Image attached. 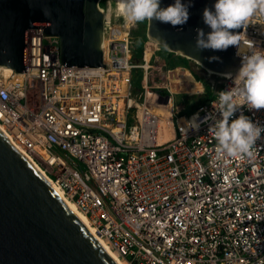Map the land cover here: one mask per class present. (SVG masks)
<instances>
[{"label":"built area","instance_id":"2783aa9c","mask_svg":"<svg viewBox=\"0 0 264 264\" xmlns=\"http://www.w3.org/2000/svg\"><path fill=\"white\" fill-rule=\"evenodd\" d=\"M110 4L101 7L107 68L64 66L56 36L27 30L25 71L0 73V125L128 264H264V133L252 157L225 159L211 130L242 63L228 78L203 70L218 77L206 78L213 98L180 112L173 94L186 92L173 88L174 69L159 82L147 75L163 68L153 64L161 47L145 35L136 53V24ZM246 34L264 50V18ZM241 112L264 126V109L244 105L233 119ZM196 113L209 117L198 131L186 124Z\"/></svg>","mask_w":264,"mask_h":264},{"label":"water","instance_id":"95a60500","mask_svg":"<svg viewBox=\"0 0 264 264\" xmlns=\"http://www.w3.org/2000/svg\"><path fill=\"white\" fill-rule=\"evenodd\" d=\"M100 0H0V73L25 71L26 32L56 36L64 66L107 68ZM175 0H160L165 8ZM187 2V0H182ZM183 26L145 22V35L202 70L229 77L242 63L236 47L195 48L196 29L211 31L203 10L216 0H191ZM47 10L48 14H45ZM241 31V29L235 30ZM220 57L209 62L208 58ZM0 264H117L56 189L0 129Z\"/></svg>","mask_w":264,"mask_h":264},{"label":"clouds","instance_id":"9594fccd","mask_svg":"<svg viewBox=\"0 0 264 264\" xmlns=\"http://www.w3.org/2000/svg\"><path fill=\"white\" fill-rule=\"evenodd\" d=\"M118 3L124 18L130 23L155 20L173 27L187 23L192 7L191 0H175L174 4L165 8L160 6V0H118ZM45 14H48L47 10ZM256 17L264 18V0H216L214 11L208 7L203 10V21L211 31L206 34L201 28L195 30L197 51H225L230 46L240 48L242 44L252 49L250 55L243 56L234 87L219 93L217 111L220 119L211 127L217 141L218 158L252 157L253 146L264 133V126L254 123L243 112L233 119L244 105L249 109H264V50L256 48L246 34L248 25ZM242 28L245 31H235ZM208 60L219 61L220 57L212 56ZM208 119L205 116L200 120L199 113H196L186 121L187 128L198 131L200 124ZM229 179L226 175L225 180Z\"/></svg>","mask_w":264,"mask_h":264},{"label":"rangeland","instance_id":"374dc122","mask_svg":"<svg viewBox=\"0 0 264 264\" xmlns=\"http://www.w3.org/2000/svg\"><path fill=\"white\" fill-rule=\"evenodd\" d=\"M111 4H110V11L112 9H114V3L116 0H108ZM136 24V23H135ZM136 28V26H135ZM144 39L141 38H137V43L140 44V46L142 45ZM159 47H161V50L157 53H155V55L159 58L155 63H153L155 66L158 65L161 60H164L163 55H162V46L159 45ZM164 50V49H163ZM190 67L191 69H193L194 71H196L197 74H199L201 76V78L205 81L206 78H209L211 80H213V83H215V81L218 83V77L215 75H209L207 76L206 73L200 69V67L198 65H196L194 62L190 61ZM170 69H174L171 73V82H172V86L174 89L178 90V88L183 87L186 89L187 93H193L196 91H202L205 88V84L204 81H195L191 76L190 73L187 69L181 68V67H173V66H166L165 60H164V65L163 68H155L154 70L152 69L151 71L148 70L147 75L148 78L150 76L154 77V81L159 82L160 80V76L162 75V73L166 70H170ZM170 73H168L169 75ZM140 76L141 74L138 73V75L136 76L135 80H134V84L136 86L139 85V80H140ZM178 79V81H181L180 84L177 86L176 84V80ZM189 94L186 93H179V94H173V99H174V105L176 107H180V105H183L182 109L180 112H186L187 107H188V103H190L191 99L186 98V96H191ZM186 95V96H185ZM40 167V166H39ZM41 169V167H40ZM50 176V175H48ZM127 263V262H126ZM128 264V263H127Z\"/></svg>","mask_w":264,"mask_h":264},{"label":"trees","instance_id":"16d2710c","mask_svg":"<svg viewBox=\"0 0 264 264\" xmlns=\"http://www.w3.org/2000/svg\"><path fill=\"white\" fill-rule=\"evenodd\" d=\"M104 3V0H100L98 3L99 7H102ZM145 22H140L136 23V28L132 30V35L137 36V38L145 39ZM137 51H139L140 44L135 42ZM162 55L165 60L166 66H173V67H181L184 69H187L190 73V76L195 80V81H204L205 88L203 93L197 94V95H191V96H186V98L191 99L190 103H188V107L185 113L191 112L193 109H195L198 105L203 104L209 100H211L214 96V91L213 88L210 86V84L203 80L199 74L196 73L193 69L190 67V60L183 56L179 55H174L172 52H168L166 50L162 49Z\"/></svg>","mask_w":264,"mask_h":264},{"label":"bare ground","instance_id":"6f19581e","mask_svg":"<svg viewBox=\"0 0 264 264\" xmlns=\"http://www.w3.org/2000/svg\"><path fill=\"white\" fill-rule=\"evenodd\" d=\"M115 6V5H114ZM124 27H125V30H126V26L124 25ZM244 47L245 46H240V48H237V50H242V49H244ZM236 50V49H235ZM139 60V57L137 58V61ZM238 68V67H237ZM210 72V71H209ZM217 73V72H216ZM180 90L181 91H184V92H186V89L185 88H183V87H180ZM187 93V92H186ZM182 107H183V105H182ZM183 113H185V112H183ZM0 129L2 130V132L6 135V137L10 140V142L22 153V154H24L33 164H34V166L44 175V177H46L48 180H49V182L52 184V181H51V177H49L48 176V174L46 173V171L44 170V168L43 167H41L40 166V164L36 161V160H34L33 159V157H31L30 155H28L24 150H22L21 148H19L15 143H13L12 141H11V139L9 138V136H8V134H7V131H6V129H5V127L3 126H1L0 125ZM171 135V129H169L168 131H164V134H157V136H156V139H155V141H162V140H164V139H166V138H168L169 136ZM43 154H44V152H42ZM41 167V169H40V167ZM54 187V186H53ZM55 189H56V191H57V193L62 197V199L65 201V203L68 205V207L77 215V217L84 223V225H85V227H86V229L94 236V238L100 243V245L105 249V251L108 253V255L117 263V264H127L123 259H121L116 253H115V251H113L108 245H107V243L103 240V239H101V238H99V237H97L94 233H93V230H92V228H91V226L89 225V223H88V221H87V219H86V217L82 214V213H80L79 211H78V209L76 208V206L72 203V202H70V201H68L66 198H64V196H63V194L61 193V191H59L56 187H54Z\"/></svg>","mask_w":264,"mask_h":264}]
</instances>
